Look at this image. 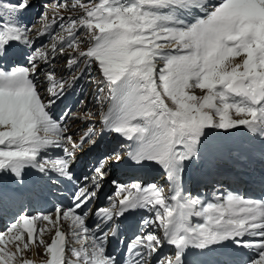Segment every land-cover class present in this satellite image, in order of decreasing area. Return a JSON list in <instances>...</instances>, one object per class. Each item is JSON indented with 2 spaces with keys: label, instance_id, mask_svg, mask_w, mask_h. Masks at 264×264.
Wrapping results in <instances>:
<instances>
[{
  "label": "snow or ice",
  "instance_id": "obj_1",
  "mask_svg": "<svg viewBox=\"0 0 264 264\" xmlns=\"http://www.w3.org/2000/svg\"><path fill=\"white\" fill-rule=\"evenodd\" d=\"M31 7L32 0H0V60L14 47L29 49L27 66L0 64V175L23 182L26 170H35L40 179L55 174L71 181L76 153L96 143L95 131L88 128L77 141L64 117L54 115L57 100L78 77L57 78L53 69L40 79L57 44L34 47V29L20 23ZM49 7L44 5L37 35L58 25L67 33L58 37L67 67L82 64V75L97 74L98 92L108 93L97 96L101 107L107 101L101 120L118 146L97 159L68 206L18 213L0 231V264H34L24 258L34 247L44 248V264H121L106 241L109 231L116 235L112 221L135 210L151 218L143 219L148 231L127 244L124 264H149L154 255L155 264H185L188 250L230 245L245 257L242 264H264V197L229 192L202 200L182 186L186 165L217 150L209 141L218 130L243 127L260 139L264 153V0H75L71 8L80 15L51 21ZM49 148L63 155L49 158ZM115 165L158 168L171 187L166 193L156 183L112 181L109 205L89 207ZM259 183L264 186V174ZM61 221L70 233L61 230ZM53 229L49 243L43 236ZM165 243L173 256L159 255Z\"/></svg>",
  "mask_w": 264,
  "mask_h": 264
},
{
  "label": "rangeland",
  "instance_id": "obj_2",
  "mask_svg": "<svg viewBox=\"0 0 264 264\" xmlns=\"http://www.w3.org/2000/svg\"><path fill=\"white\" fill-rule=\"evenodd\" d=\"M71 13H72V15H73L74 17H77L78 15H80V9H79V8L73 9V10L71 11ZM194 91L196 92L197 95H202V94H203L202 92H200L199 89H195ZM29 252H30L31 256H32L33 253H34L33 250H29Z\"/></svg>",
  "mask_w": 264,
  "mask_h": 264
},
{
  "label": "bare ground",
  "instance_id": "obj_3",
  "mask_svg": "<svg viewBox=\"0 0 264 264\" xmlns=\"http://www.w3.org/2000/svg\"><path fill=\"white\" fill-rule=\"evenodd\" d=\"M35 248L36 247H34L33 249H31V250L34 251L33 257H35L36 259H39V260L42 259V257L38 256V254H37V252L40 250L39 247L37 249H35ZM37 256H38V258H37Z\"/></svg>",
  "mask_w": 264,
  "mask_h": 264
}]
</instances>
